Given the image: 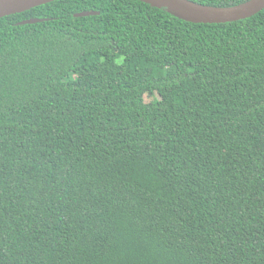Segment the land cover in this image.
<instances>
[{"label":"trees","instance_id":"16d2710c","mask_svg":"<svg viewBox=\"0 0 264 264\" xmlns=\"http://www.w3.org/2000/svg\"><path fill=\"white\" fill-rule=\"evenodd\" d=\"M0 264H264V9L0 18Z\"/></svg>","mask_w":264,"mask_h":264},{"label":"water","instance_id":"95a60500","mask_svg":"<svg viewBox=\"0 0 264 264\" xmlns=\"http://www.w3.org/2000/svg\"><path fill=\"white\" fill-rule=\"evenodd\" d=\"M56 0H0V18L25 12ZM153 7L164 8L174 16L192 23H227L250 18L264 9V0H248L238 5L220 7L193 0H140ZM99 14L97 11L76 13L77 17ZM43 19L32 18L21 24H33Z\"/></svg>","mask_w":264,"mask_h":264},{"label":"rangeland","instance_id":"374dc122","mask_svg":"<svg viewBox=\"0 0 264 264\" xmlns=\"http://www.w3.org/2000/svg\"><path fill=\"white\" fill-rule=\"evenodd\" d=\"M155 97H156V94L154 96L153 95H147V96H145V99L147 101H152L153 99H155Z\"/></svg>","mask_w":264,"mask_h":264}]
</instances>
